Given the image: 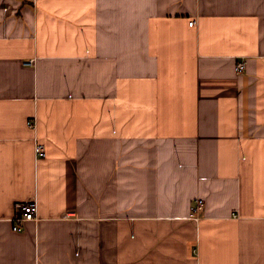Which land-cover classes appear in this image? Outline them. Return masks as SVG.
I'll use <instances>...</instances> for the list:
<instances>
[{"label":"crops","instance_id":"1","mask_svg":"<svg viewBox=\"0 0 264 264\" xmlns=\"http://www.w3.org/2000/svg\"><path fill=\"white\" fill-rule=\"evenodd\" d=\"M0 264H264V0H0Z\"/></svg>","mask_w":264,"mask_h":264},{"label":"built area","instance_id":"2","mask_svg":"<svg viewBox=\"0 0 264 264\" xmlns=\"http://www.w3.org/2000/svg\"><path fill=\"white\" fill-rule=\"evenodd\" d=\"M196 21H190V25L195 24ZM28 64H34V59H31L27 62ZM245 67L244 60L239 62L236 66L237 71H242ZM30 127H34V121H28ZM35 151L39 158H44L46 156V145L43 141L36 138L35 140ZM17 215L14 217V230H21L23 228V223L30 220L37 219L38 214V202L35 198L30 199L26 202H18L17 204ZM203 205V200L198 199L196 206L193 208L194 212H197L201 209Z\"/></svg>","mask_w":264,"mask_h":264}]
</instances>
